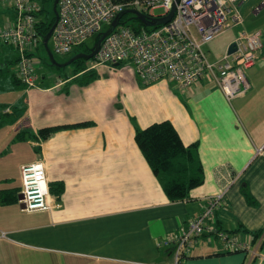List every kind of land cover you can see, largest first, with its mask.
Listing matches in <instances>:
<instances>
[{"label":"crops","instance_id":"1","mask_svg":"<svg viewBox=\"0 0 264 264\" xmlns=\"http://www.w3.org/2000/svg\"><path fill=\"white\" fill-rule=\"evenodd\" d=\"M8 13L0 8V24L9 21ZM262 44L257 61L245 70L248 91L230 101L209 75L185 89L169 79L144 84L129 61L78 73L68 67L63 78L37 76L35 86L23 89V117L7 131L35 153L16 159L12 171L0 169V232L6 233L0 262H34L38 249L44 262L56 264H173L171 249L158 242L185 227L210 196L227 187L214 209V225L236 231L231 234L249 250L230 252L203 234L181 264H264V242L251 246L249 233L264 226ZM9 51L0 46V60L12 59L4 56ZM163 120L184 145L198 143L204 180L182 201L167 198L135 141L136 129ZM53 126L60 127L47 138L38 135ZM20 130L28 131L26 140L16 137ZM38 160L48 183H62L64 190L58 199L49 191L58 206L25 212L18 203L20 166Z\"/></svg>","mask_w":264,"mask_h":264},{"label":"built area","instance_id":"2","mask_svg":"<svg viewBox=\"0 0 264 264\" xmlns=\"http://www.w3.org/2000/svg\"><path fill=\"white\" fill-rule=\"evenodd\" d=\"M247 0H58L57 18L49 40L52 52L67 55L81 49L86 40L105 31L124 10L136 9L151 18L164 17L172 6V18L157 26L136 28L120 18L117 26L101 41L86 69L99 65L131 62L136 75L149 84L163 79L185 89L209 75L225 99L245 94L249 83L245 70L257 61L262 48L261 31L242 32L234 41L235 50L210 61L204 46L227 29L242 23L240 6ZM0 8L12 11V19L0 24V46L8 45L16 53L14 73L27 88L36 83L35 53L44 48L39 30L42 6L37 0H0ZM160 8V14L154 10ZM264 8V0L252 7ZM134 16V15H133ZM135 17V16H134ZM108 25L106 29L104 26ZM49 42V41H48ZM21 187L18 203L22 211L50 210L52 203L45 167L41 160L20 166ZM227 187L210 196L203 211L185 227L167 235L158 245L171 249L173 264L189 255L199 236L207 234L220 240L228 251L249 250V246L231 233L218 230L213 222L214 209L222 204ZM0 232V237H5ZM260 244V240L257 245Z\"/></svg>","mask_w":264,"mask_h":264},{"label":"trees","instance_id":"3","mask_svg":"<svg viewBox=\"0 0 264 264\" xmlns=\"http://www.w3.org/2000/svg\"><path fill=\"white\" fill-rule=\"evenodd\" d=\"M54 1V0H53ZM117 2H127L130 0H115ZM122 21L126 19L122 18ZM137 20L135 27L140 28L143 25ZM55 22V15L49 18L47 12H43V8L39 14V32L42 37L49 31ZM97 38H95V42ZM90 48L86 44L81 46L80 52L89 53ZM88 59L80 58L73 61L72 67L74 73H78L85 69L84 63ZM15 60L9 59L5 61V65L14 63ZM53 66V65H52ZM1 72V68H0ZM12 82L16 85H24L12 72ZM26 106L21 103L6 104L0 103V128L5 126H14L23 117ZM60 126L45 127L39 129L38 135L45 139ZM16 137L20 140H26L28 137L27 130L17 131ZM135 141L141 153L145 157L152 172L159 181L165 195L171 202L185 200L189 197L190 191L201 185L204 180L203 166L198 154V143L184 145L177 130L168 120L155 122L144 129H136ZM49 191L58 199L64 190V185L59 182L48 183ZM250 203H254L252 198L246 193ZM247 232L245 229H239ZM236 231H228L234 233ZM251 234V246L257 244L260 240L261 247L264 242V226L256 231L249 232ZM242 252L243 250H236ZM232 252V251H230ZM234 252V251H233Z\"/></svg>","mask_w":264,"mask_h":264},{"label":"rangeland","instance_id":"4","mask_svg":"<svg viewBox=\"0 0 264 264\" xmlns=\"http://www.w3.org/2000/svg\"><path fill=\"white\" fill-rule=\"evenodd\" d=\"M39 4L43 8V12H47L49 18L52 17L54 14L53 12V0H37ZM261 0H247L245 3H243L240 7V13L243 17V23L227 30L226 32H223L222 34L216 36L213 40L208 42L204 48L207 52L208 59L210 61H216L219 59L222 54L227 50L229 44L232 42V40L237 37L240 32L243 30L253 31L256 29H260L263 31V39L264 41V8L258 12L257 14L252 12V7L257 5ZM9 13L7 15L6 21L11 20V14L12 11L8 10ZM162 10L160 8L154 10V14H160ZM133 14L127 13L123 16L124 19L127 20L128 24L135 25L137 20L132 19ZM108 25L104 26V29H106ZM95 43V37H90L86 40L85 44L88 47H92ZM48 48L52 52V43L49 40L48 42ZM79 52V49H75L71 51L67 55H57L53 54L54 59L58 63H64L68 61V59H71L76 53ZM7 55V56H6ZM5 57L12 58L13 60L16 59V53L11 48V52H7L4 54ZM36 58H38L39 63L36 64V75L39 78V81L42 80V78L48 79V77H51V74L55 76V74L61 75L63 78V71L65 68L72 67V64H69L64 67H55L50 64V61L48 59L47 53L44 48H39L37 52L35 53ZM2 58V57H1ZM11 59V60H12ZM16 62V61H15ZM10 63L8 66L5 65V61L2 59L0 60V103H6L10 104L11 102L18 101L19 103L22 102L23 105H25V102H27V96L25 95L24 91H27V87L24 85L25 88H22L21 86L16 85L14 82H12V72L14 73V70L16 69V64ZM84 66L86 68V62L84 63ZM112 68V66H110ZM109 72H107L108 74ZM37 80V79H36ZM36 83V81H35ZM35 86V85H34ZM24 89V91H23ZM12 126H5L0 128V169H7L9 171L13 170L14 164L16 159L19 160H26L33 158L34 150L31 148L30 145L25 143L24 141H18L15 139L14 135L7 134L8 128ZM12 151H14L12 153ZM217 246V243L215 245ZM35 260L34 262H31L29 259H25L22 264H56V263H48L44 262L43 255L44 253L38 249L35 250ZM0 264H14L12 262V259L9 258L5 262L1 261ZM17 264V263H15ZM81 264H98L96 262H93L91 260H82Z\"/></svg>","mask_w":264,"mask_h":264},{"label":"water","instance_id":"5","mask_svg":"<svg viewBox=\"0 0 264 264\" xmlns=\"http://www.w3.org/2000/svg\"><path fill=\"white\" fill-rule=\"evenodd\" d=\"M57 2H58V0H54L53 1V6H52L53 7V12H54V15H55V19L57 18V8H56L57 7ZM174 10H175V5L172 6L171 10L169 11V13L167 15H165L164 17H159V18L148 17V16H146L145 14L141 13L140 11H138L136 9L124 10L123 12L119 13L112 20V22L110 23L109 27L105 31H102V32L97 34V36H96L97 41L90 48V52L89 53H84V52L76 53L73 57H71V59H68V61H66L64 63L56 62L51 50L48 48V41H49V38H50L51 33L53 31L54 24L51 26L49 31L43 36V38H42L43 46H44V49H45V51L47 53L48 59L50 61V64L55 66V67H64V66H67V65L71 64L73 61H75L77 59H80V58H85V59H88V60L91 59L94 56V54L96 53V51L98 50L99 45H100L101 41L103 40V38H105L117 26V24L119 23L120 18L123 15H125L127 13H131L143 25H145V26H157V25H160V24L168 22L172 18ZM234 50H235V43L231 42L229 47H228L227 52L231 53Z\"/></svg>","mask_w":264,"mask_h":264}]
</instances>
